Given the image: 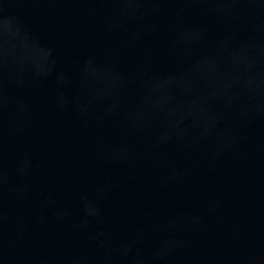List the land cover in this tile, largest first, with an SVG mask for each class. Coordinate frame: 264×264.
Returning a JSON list of instances; mask_svg holds the SVG:
<instances>
[{"label":"water","instance_id":"obj_1","mask_svg":"<svg viewBox=\"0 0 264 264\" xmlns=\"http://www.w3.org/2000/svg\"><path fill=\"white\" fill-rule=\"evenodd\" d=\"M0 264H264V0H0Z\"/></svg>","mask_w":264,"mask_h":264}]
</instances>
